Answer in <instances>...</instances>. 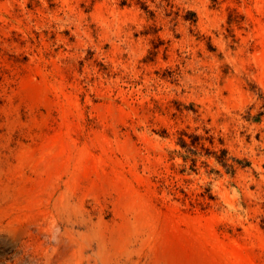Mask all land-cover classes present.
<instances>
[{
	"label": "rangeland",
	"instance_id": "1",
	"mask_svg": "<svg viewBox=\"0 0 264 264\" xmlns=\"http://www.w3.org/2000/svg\"><path fill=\"white\" fill-rule=\"evenodd\" d=\"M0 264H264V0H0Z\"/></svg>",
	"mask_w": 264,
	"mask_h": 264
},
{
	"label": "trees",
	"instance_id": "2",
	"mask_svg": "<svg viewBox=\"0 0 264 264\" xmlns=\"http://www.w3.org/2000/svg\"><path fill=\"white\" fill-rule=\"evenodd\" d=\"M226 150L223 149L221 151V155L220 156H215L216 161L221 164L222 166L225 167V169H232L233 165L231 163L228 162V160L230 159L228 156H226ZM209 198H211V196H208Z\"/></svg>",
	"mask_w": 264,
	"mask_h": 264
}]
</instances>
